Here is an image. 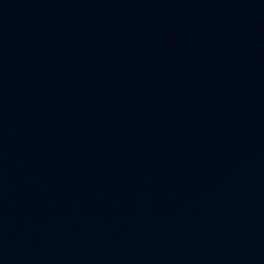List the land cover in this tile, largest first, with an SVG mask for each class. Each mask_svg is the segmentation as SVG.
I'll return each mask as SVG.
<instances>
[{"label":"water","instance_id":"obj_1","mask_svg":"<svg viewBox=\"0 0 264 264\" xmlns=\"http://www.w3.org/2000/svg\"><path fill=\"white\" fill-rule=\"evenodd\" d=\"M0 264H264V0H0Z\"/></svg>","mask_w":264,"mask_h":264}]
</instances>
